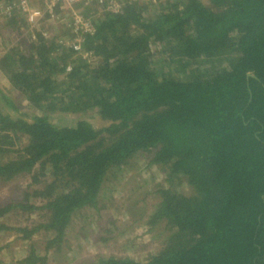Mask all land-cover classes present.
<instances>
[{"label": "trees", "instance_id": "obj_1", "mask_svg": "<svg viewBox=\"0 0 264 264\" xmlns=\"http://www.w3.org/2000/svg\"><path fill=\"white\" fill-rule=\"evenodd\" d=\"M120 2L115 14L95 17V0L81 12L93 29L80 53L59 43L67 30L44 39L15 10L0 15L14 35L8 49L1 40L0 75L35 110L0 90V183L30 182L0 219H34L0 232L51 235L45 254L30 246L6 264H47L72 220L96 208L108 174L145 154L167 185L137 217L158 249L142 262L90 264H264V0ZM56 114L78 117L58 126Z\"/></svg>", "mask_w": 264, "mask_h": 264}, {"label": "rangeland", "instance_id": "obj_2", "mask_svg": "<svg viewBox=\"0 0 264 264\" xmlns=\"http://www.w3.org/2000/svg\"><path fill=\"white\" fill-rule=\"evenodd\" d=\"M201 1L206 2V0ZM34 4L36 5V3ZM151 11L153 10L151 9ZM99 12H101L100 9ZM1 31L4 32H2L3 36L0 35V43L2 40L8 49L14 43V38H12L14 35L7 33L0 27ZM20 32L21 39L28 35L23 29H20ZM55 32L58 30L52 28V33ZM65 35L66 33L63 37ZM9 39L11 44L8 42ZM25 39L26 37L24 41ZM151 50L154 54L155 50L153 48ZM0 90L21 112L28 115L35 112L20 94L10 89L2 75H0ZM87 115L91 118L93 116L91 112H88ZM55 116L54 123L58 126L69 125L78 117L73 114H56ZM91 120L93 124L99 123L95 121L96 119ZM151 156L152 154L136 156L127 162V165L121 169V173L114 174L115 172H111L108 174L104 189L97 200L96 208L77 214L78 216L72 220L67 228L60 246L50 247L51 250L48 251L46 258L47 264H90L96 258L109 255L128 256L142 262L146 260L149 253L158 249V240L151 238L154 232L149 233V242H146L138 234V229L145 224L144 221L139 222L137 217L143 216L141 214L143 209L145 215V207L147 209L146 214H149L157 202L155 201L156 197L153 196L154 191L167 187L164 183L165 173L163 169L160 166L148 165ZM29 183L28 176L18 177L8 183H0V207L19 201ZM178 189L182 192H188L184 185L180 186L179 184ZM32 200L33 198L30 199V201ZM32 221H34L33 218H28L26 213L19 210L11 211L0 219V223L10 228L27 226ZM17 237L20 236L14 231L0 232L1 264L20 259L28 252L30 246L45 254V244L51 235L40 231L34 235L31 241L26 242Z\"/></svg>", "mask_w": 264, "mask_h": 264}, {"label": "built area", "instance_id": "obj_3", "mask_svg": "<svg viewBox=\"0 0 264 264\" xmlns=\"http://www.w3.org/2000/svg\"><path fill=\"white\" fill-rule=\"evenodd\" d=\"M131 1L148 3L151 0ZM91 2L92 0H14L7 7H0V15L8 16L11 10H15L18 15H22L27 32L32 35L34 32H39L44 39L50 36L52 28L58 31L67 30L71 34V39L60 38L59 43L73 53H80L84 36L90 34L93 29L91 16L86 17L81 12L89 8ZM94 8L95 17H99L103 12L115 14L119 12L121 2L120 0H95ZM45 26L49 29L44 28ZM66 70L69 68L67 67ZM138 234L146 242L150 241V234L145 227H140Z\"/></svg>", "mask_w": 264, "mask_h": 264}, {"label": "crops", "instance_id": "obj_4", "mask_svg": "<svg viewBox=\"0 0 264 264\" xmlns=\"http://www.w3.org/2000/svg\"><path fill=\"white\" fill-rule=\"evenodd\" d=\"M129 213V212H128Z\"/></svg>", "mask_w": 264, "mask_h": 264}]
</instances>
